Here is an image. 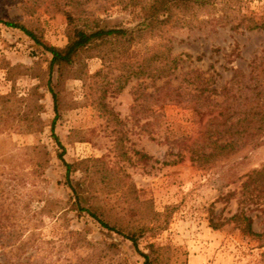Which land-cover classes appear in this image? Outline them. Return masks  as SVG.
I'll return each instance as SVG.
<instances>
[{"label": "rangeland", "instance_id": "374dc122", "mask_svg": "<svg viewBox=\"0 0 264 264\" xmlns=\"http://www.w3.org/2000/svg\"><path fill=\"white\" fill-rule=\"evenodd\" d=\"M105 3L112 0H98ZM108 8L98 12L102 29L137 26L120 6ZM248 18L264 23V0H215L165 26L162 37L132 45L128 59L170 54L173 47L182 62L170 77L132 78L120 93L119 61L105 67L100 57L84 58L85 76L64 82L55 68L58 111L48 87L52 55L22 30L0 23V264H76L95 252L102 253L100 264H144L119 232L136 235L140 250L152 260L161 255L162 264H259L264 249L256 240L233 224L214 230L211 221L226 222L249 195L243 184L264 167V138L259 145L248 139L211 169L193 162L188 148L211 119L223 120L235 73L250 75L253 62L264 57V29H249ZM0 19L26 26L44 45L68 43L66 14L42 8L29 16L20 2L3 0ZM113 49L119 48L104 47ZM191 72L201 75L196 86L183 83ZM207 89L217 92L209 100ZM200 104L221 107L203 117L195 110ZM61 154L74 165L70 183ZM250 207L261 233L264 216ZM32 236L27 252L13 256ZM150 244L156 245L154 254Z\"/></svg>", "mask_w": 264, "mask_h": 264}, {"label": "trees", "instance_id": "16d2710c", "mask_svg": "<svg viewBox=\"0 0 264 264\" xmlns=\"http://www.w3.org/2000/svg\"><path fill=\"white\" fill-rule=\"evenodd\" d=\"M2 1L0 0V2ZM10 1L20 2L24 13L29 16L36 15L42 8L53 15L66 14L68 43L64 48L44 45L26 26L0 19V23L7 27L22 30L52 55L48 70L50 77L48 87L54 99L55 110L58 111V94L52 87V76L55 68H57L61 82L71 78H83L85 76L84 58L100 57L105 63V67L109 62L112 65L113 62L118 63L119 61L120 74L118 81L115 83L117 84L115 85V90L119 93L125 89L128 81L132 78L147 76L152 79H161L173 75L182 62L181 58L172 55L173 47L169 48L170 54L156 51L146 55L142 60L136 61L127 58L130 52L129 48L132 45L141 44L142 40L148 38V36L162 37L165 26L178 24L183 18L195 15L203 8L213 6L215 0H112V4L110 3L108 6H120L124 11H128L133 16V20L138 21V24L135 28H115L110 30L101 28L103 20L98 15V12L102 11L106 14L109 12V8L106 3L99 5L98 0ZM94 5H97L95 9H93ZM248 21L249 29H264V23L256 21L254 18H248ZM106 44L117 46L119 49H113L108 52L104 50ZM73 64L79 66L78 70L69 69ZM263 72L264 57H261L253 62L250 75L246 76L241 71L235 73L234 86L232 87L233 90H231L235 92L232 96L227 95L222 104V108L225 111L221 112L220 116L223 120L218 117L211 119L200 137L188 147L193 162L204 169H211L219 161L229 158L233 152L243 147L248 139L255 142L256 145L261 144L264 138V82L262 80L264 78L263 76L261 77ZM103 73L104 69L98 71L96 76H102ZM189 75L191 78L184 79L183 83L196 86V79L201 80V75L197 72H191ZM204 92L206 91H200L201 95ZM207 93L209 95L207 100H209L217 92L207 89ZM101 99L103 98H100V102H102ZM100 104L103 109L106 107L105 104ZM220 107L221 105L200 104L195 110L199 115V112H201L204 117L213 114ZM57 120L58 118H55L53 121V131ZM53 136L57 144L62 147L59 137L55 134ZM60 159L67 169V179L70 183V174L74 169V165L66 163L63 154L60 155ZM246 177L247 180L243 184V190L245 196L249 195L240 201L239 205L241 207L238 212L224 223L217 224L211 221V226L214 230H218L225 224H233L235 229L239 230L244 236L256 240L260 248L264 249V229L263 232L257 233L254 229V218L250 215L254 211L250 207L253 205L257 206L256 210H260L264 216V167L251 171ZM255 192L259 194L252 196ZM250 196L252 197L250 198ZM82 210L84 211L85 209L82 208ZM87 212L91 217L98 220L104 228L116 231L114 227H110L108 223L97 217L96 214L90 211ZM4 226L5 224L0 220V228L3 229ZM119 234H122L133 243L137 252L144 258V264H151V262L160 264L162 262L160 259L161 255L158 254L156 259L152 260L148 254L140 250L136 235H125L122 232H119ZM17 237L16 242L21 239L20 236ZM34 242V236L27 241H22L13 250V256L22 257L23 253L27 252V248ZM148 248L153 254L157 251L154 244H150ZM261 257L259 264H264V251ZM101 259L102 253L98 254L95 252L79 258L76 264H100Z\"/></svg>", "mask_w": 264, "mask_h": 264}]
</instances>
